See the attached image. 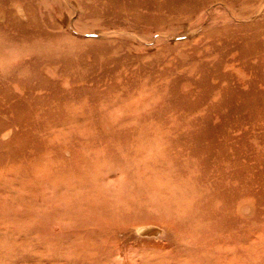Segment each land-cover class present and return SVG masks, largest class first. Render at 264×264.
<instances>
[{
    "label": "rangeland",
    "instance_id": "374dc122",
    "mask_svg": "<svg viewBox=\"0 0 264 264\" xmlns=\"http://www.w3.org/2000/svg\"><path fill=\"white\" fill-rule=\"evenodd\" d=\"M263 89L264 0H0V264H264Z\"/></svg>",
    "mask_w": 264,
    "mask_h": 264
},
{
    "label": "bare ground",
    "instance_id": "6f19581e",
    "mask_svg": "<svg viewBox=\"0 0 264 264\" xmlns=\"http://www.w3.org/2000/svg\"><path fill=\"white\" fill-rule=\"evenodd\" d=\"M18 8H19V7H18ZM20 8H22V7H20ZM22 12H23V11H22ZM19 13H20V12H19ZM21 17H22V15H21ZM22 18H23V17H22ZM3 19H4V18H3ZM13 23H14V22H13ZM16 23H18V22H16ZM19 24H20V23H19ZM19 24H18V25H19ZM10 25H11V24H10ZM16 25H17V24H16ZM20 25H21V24H20ZM244 27H245V26H244ZM240 29H241V28H240ZM237 30H238V29H236V31H237ZM245 30H246V29H245ZM226 31H227V30H226ZM238 31H239V30H238ZM238 31H237V32H238ZM240 31H241V30H240ZM246 31H247V30H246ZM241 32H242V31H241ZM247 32H248V31H247ZM247 32H246V33H247ZM226 33H227V32H226ZM102 34H103V33H102ZM104 34H106V33H104ZM239 34H240V33H239ZM236 35H238V34H236ZM99 36H100V35H99ZM242 36H243V35H242ZM80 37H81V36H80ZM96 37H97V36H96ZM103 37H104V36H103ZM218 39H219V38H218ZM221 39H222V38H221ZM227 40H229V39H227ZM222 41H223V40H222ZM234 41H235V40H234ZM238 41H239V40H238ZM223 42H224V41H223ZM229 42H230V41H229ZM232 42H233V41H232ZM233 46H234V45H233ZM244 46H245V45H244ZM234 47H235V46H234ZM238 47H239V46H238ZM238 47H236V48H238ZM239 48H240V47H239ZM240 49H241V48H240ZM238 50H239V49H238ZM240 51H241V50H240ZM229 57H230V56H229ZM236 58H237V57H236ZM235 61H237V60H235ZM239 61H240V60H239ZM243 61H245V60H242V61H240V62H243ZM234 64L237 65L236 63H234ZM238 64H239V63H238ZM223 65H224L225 67L228 66V64H227V65H226V64H223ZM224 66H223V67H224ZM244 66H245V65H244ZM217 67H218V66H217ZM221 67H222V66H220L219 68L221 69ZM229 67H230V66H229ZM234 67H235V66H234ZM236 67H237V66H236ZM237 68H239V67H237ZM253 68H254V67H253ZM253 68H252V69H253ZM255 68H256V67H255ZM24 69H25V68H24ZM217 69H218V68H217ZM220 69H218L219 72L221 71ZM225 69H226V68H225ZM233 69L235 70V68H233ZM26 70H27V69H26ZM222 71H223V70H222ZM222 71H221V72H222ZM236 71H237V70H236ZM251 71H252V70H251ZM19 72H20V70H19ZM217 72H218V71H217ZM219 72H218V73H219ZM233 72H234V71H233ZM243 72H244V70H243ZM253 72H254V71H253ZM248 73H250V69H249ZM228 74H229V73H228ZM230 74H231V73H230ZM220 75H221V74H220ZM220 75H218L217 77L220 78V77H219ZM237 75H238V74H237ZM1 76H2V75H1ZM222 76H224V75H223V72H222ZM235 76H236V75H235ZM235 76L233 75V77H235ZM230 77H231V76H230ZM236 78H237V77H236ZM227 79H228V77H227ZM230 79H231V78H230ZM230 79H229V80H230ZM262 79H263V78H262ZM262 79H261V80H262ZM218 80H219V79H218ZM231 80H232V79H231ZM237 80H238V78H237ZM237 80H236V81H237ZM240 80H241V79H240ZM209 81H210V80H209ZM215 82H217V81H215ZM218 82H219V81H218ZM208 83H209V82H208ZM239 83H240V81H239ZM232 84H233V83H232ZM214 85H215V84H214ZM217 86H218V85H217ZM217 86H216V87H217ZM232 86H233V85H232ZM234 86H236V84H235ZM252 86H253V85H252ZM256 86H257V85H256ZM253 87H254V86H253ZM253 87H252V88H253ZM261 87H262V86H261ZM203 88H204V87H203ZM213 88H214V86H213ZM232 88H233V87H232ZM246 88H247V86H246ZM252 88H251V89H252ZM221 89H222V88H221ZM234 89H236V88H234ZM237 89H238V88H237ZM237 89H236V90H237ZM243 89H244V88H243ZM197 90H198V89H197ZM205 90H206V89H205ZM238 90H239V89H238ZM263 90H264V89H263ZM195 91H196V90H195ZM195 91L193 90V92H195ZM234 91H235V90H234ZM239 91H240V90H239ZM252 91H253V90H252ZM237 92H238V91H237ZM196 93H197V92H196ZM196 93H192V95H193V94H196ZM235 93H236V91H235ZM239 93H240V92H238V94H239ZM241 93H243V92H241ZM241 93H240V95H242ZM247 95H248V94H247ZM260 95H261V94H260ZM263 95H264V94H263ZM242 97H243V96H242ZM253 97H254V96H253ZM204 98H205V97H204ZM229 98H232V99H234V101H235V100H237V99H240L241 97H240V98H233L232 95H231V97H229ZM247 98H248V97H247ZM227 99H228V98H227ZM242 99H244V98H242ZM249 99H250V98H249ZM251 99H252V98H251ZM251 99H250L248 102H250ZM263 99H264V98H263ZM240 100H241V99H240ZM244 100H245V99H244ZM259 100H261V98H260ZM231 101H232V100H231ZM234 101H232V103H234ZM252 101L254 102V100H252ZM256 101H257V100H256ZM262 101H263V100H262ZM245 102H247V101L245 100ZM229 103H230V102H229ZM235 103H236V102H235ZM242 103H243V100H242ZM242 103H238V104H242ZM255 103H256V102H254L252 105L254 106ZM259 103H261V101H260ZM230 104H231V103H230ZM246 104H247V103H246ZM256 104H258V102H257ZM263 104H264V103L262 102V105H263ZM221 105H222V104H221ZM227 105H229V104H226V106H227ZM247 105H248V104H247ZM222 106H223V105H222ZM222 106H221V108H223ZM233 106H234V105H233ZM235 106H237V105L235 104ZM235 106H234V107H235ZM255 106H257V105H255ZM258 106H259V105H258ZM260 106H261V105H260ZM240 107H241V106H240ZM242 107H243V106H242ZM244 107H245V105H244ZM250 107H251V106H250ZM263 107H264V106H262V108H263ZM237 108H238V106H237ZM237 108H236V109H237ZM251 108H252V107H251ZM257 108L259 109V107H256V110H258ZM244 109H247V107H245ZM249 109H250V108H249ZM254 109H255V107H254ZM242 110H243V109H242ZM251 110H252V109H251ZM263 110H264V108H263ZM234 111H235V110H234ZM261 111H262V110H261ZM261 111H260V113H263V112H264V111H262V112H261ZM220 112H221V109H220ZM250 112H251V111H250ZM257 112L259 113V111H257ZM257 112H256V114H257ZM226 113H227V112H226ZM239 113H240V112H239ZM239 113H238V114H239ZM241 113H242V112H241ZM247 113H248V110H247ZM231 114H236V113H233V112H232ZM238 114L236 115L237 117H239V115H242V114H239V115H238ZM244 114H246V113H244ZM249 114H250V113H249ZM252 114H253V113H252ZM254 114H255V113H254ZM216 115H219V114L217 113ZM260 115L262 116V114H260ZM220 116H221V114L219 115V117H220ZM228 116H230V114H229ZM234 116H235V115H234ZM261 116H260V117H261ZM263 116H264V114H263ZM216 117H217V116H216ZM223 117H224V116H223ZM225 117H226V115H225ZM232 118H234V117H232ZM240 118H241V117H240ZM245 118H246V117H245ZM261 118H262V117H261ZM221 119H222V118H221ZM243 119H244V118H243ZM247 119H248V118H247ZM263 119H264V118H263ZM227 120H229V117L227 118ZM232 120H234V119H232ZM235 120H236V119H235ZM244 120H245V119H244ZM249 120L253 121L252 119H249ZM192 121H193V120H192ZM221 121H222V120H221ZM241 121H243V120H241ZM245 121H246V120H245ZM184 122H185V121H184ZM213 122H214V121H213ZM222 122H223V121H222ZM224 122H225V121H224ZM224 122H223V124H225ZM231 122H232V121H231ZM233 122H234V121H233ZM233 122H232V123H233ZM237 122H238V119H237ZM257 122H258V121H257ZM263 122H264V121H263ZM216 123H217V122H216ZM220 123H221V122H220ZM243 123H244V122H243ZM247 123H248V122H246V124H247ZM227 124H229V122H227V123L225 124V127H226ZM233 124H234V123H233ZM238 124H239L240 126H235V128L238 127V128L241 129V127H242L241 124H242V123L240 124V122H239ZM244 124H245V123H244ZM246 124H245V125H246ZM249 124H250V123H249ZM236 125H237V124H236ZM242 125H243V124H242ZM255 125L257 126L258 123L255 124ZM229 126H230V125H229ZM243 126H244V125H243ZM261 126H262V125H261ZM211 127H212V126H211ZM221 127H222V126H221ZM231 127H232V126H231ZM250 127H251V126H250ZM250 127H249V128H250ZM259 127H260V126H259ZM214 128H215V126H214ZM216 128H217V127H216ZM223 128H224V127H223ZM223 128H222L221 130H223ZM233 128H234V127H233ZM242 128H243V127H242ZM261 128H264V127H261ZM261 128H260V129H261ZM183 129H184V128H183ZM213 130H215V129H212V128H211V131H212V132H211V135L214 133ZM219 130H220V129H219ZM225 130H226V128H225ZM249 130H250V129H249ZM258 130H259V129H258ZM261 130H264V129H261ZM226 131H228V129H227ZM243 131H244V128H243ZM247 131H248V130H247ZM140 132H141V131H140ZM147 132H149V131H147ZM218 132H219V131H218ZM222 132H223V131H222ZM248 132H249V131H248ZM187 133H188V132H187ZM209 133H210V132H209ZM223 133H224V132H223ZM223 133L220 134V132H219V134H220L221 136L223 135ZM234 133H235V132H234ZM263 133H264V132H263ZM166 134H167V133H166ZM225 134H226V133H225ZM227 134H228V133H227ZM241 134H242V133H241ZM249 134H251V133H249ZM145 135H146V134H145ZM203 135H204V134H203ZM239 135H240V134H239ZM259 135H260V134H259ZM262 135H263V134H262ZM205 136H207V134H206ZM208 136H209V135H208ZM216 136H217V135H216ZM229 136H230V135H229ZM233 136H234V135H233ZM245 136H246V135H244V137H245ZM158 137H159V136H158ZM202 137H204V136H201V139H202ZM211 137L214 138V134H213ZM222 137H223V136H222ZM225 137H227V135H226ZM231 137H232V136H231ZM231 137H230V138H231ZM218 138H220V139L223 141V139H222L221 137H219V135H218ZM237 138H238V137H237ZM240 138H241V137H240ZM139 139H140V138H139ZM208 139H209V138H208ZM238 139H239V138H238ZM244 139H245V138H244ZM244 139H243V140H244ZM246 139H248L247 136H246ZM202 140H203V139H202ZM216 140H217V138H216ZM224 140H225V139H224ZM226 140H227V139H226ZM228 140H229V138H228ZM232 140H233V142H234L235 139H232ZM205 141H206V140H205ZM246 141H247V140H246ZM179 142H180V141H179ZM217 142H218V140H217ZM219 142H220V141H219ZM201 143H205V142H201ZM211 143H212V142H210V143L207 142V144H205V145H199L198 148H197V152H204L205 150L208 151V149H210L209 151H213L214 148H213L212 145H210ZM215 143H216V142H215ZM228 143H232V141H231V142L229 141ZM228 143H227V144H228ZM246 143L248 144V142H246ZM147 144H148V143H147ZM157 144H158V143H157ZM212 144H213V143H212ZM217 144H219V143H217ZM217 144H216V146H217ZM220 144H221V143H220ZM177 145H178V143H177ZM248 145H249V144H248ZM155 146H156V145H155ZM210 146H212V147H210ZM226 146H227V145H225V147H226ZM249 146H251V145H249ZM252 146H253V145H252ZM252 146H251V147H252ZM160 147H161V146H160ZM178 147H179V146H178ZM214 147H215V146H214ZM220 147H222V146H220ZM254 147H255V146H254ZM254 147H253V148H254ZM126 148H127V147H126ZM164 148H165V147H164ZM180 148H181V147H180ZM188 148H189V147H188ZM230 148H231V147H230ZM230 148H229V149H230ZM182 149H183V148H182ZM218 149H219V146H218ZM233 149H234V148H233ZM245 149H246V148H245ZM249 149H250V151H252V150H251L252 148L247 147V150H249ZM139 150H140V148H139ZM179 150H180V149H179ZM186 150H187V149H186ZM188 150H189V149H188ZM188 150H187V151H188ZM215 150H216V149H215ZM254 150H255V149H254ZM254 150H253V151H254ZM123 151H124V150H123ZM223 151H224V150H223ZM226 151H228L227 147H226ZM226 151H225V153H226ZM253 151H252V153H255V154H256V152H255V151L253 152ZM176 152H177V151H176ZM178 152H179V151H178ZM189 152H190V151H189ZM221 152H222V151H221ZM229 152H230V151H229ZM180 153H181V152H180ZM213 153H214V152H213ZM217 153H218V151H217ZM233 153H234V152H233ZM245 153H246V152H245ZM249 153H251V152H249ZM249 153H246V156L249 155ZM204 154H205V153H204ZM206 154H208V152H207ZM128 155H129V154H128ZM160 155H161V154H160ZM194 155H195V154H194ZM181 156H182V155H181ZM186 156H187V155H186ZM213 156H214V155H213ZM232 156H233V155H232ZM254 156H255V155H254ZM151 157H152V156H151ZM187 157H188V156H187ZM218 157H219V156H218ZM241 157H242V156H241ZM249 157H250V156H249ZM134 158H135V157H134ZM134 158H133V159H134ZM179 158H180V156H179ZM191 158H192V157H190V159H191ZM194 158H196V155H195ZM199 158H200V157H199ZM206 158L209 159V158H208V155H207ZM233 158H234V157H233ZM181 159H182V158H181ZM207 159H206V161H209V160H210V159H209V160H207ZM222 159H223V158H222ZM256 159H258V161L255 160V161H257V163H258V162H259V158H258L257 156H256ZM148 160H149V159H148ZM262 160H263V158H262ZM262 160H261V161H262ZM132 161H133V160H132ZM132 161H131V162H132ZM154 161H155V160H154ZM181 161H182V160H181ZM184 161H185V160H184ZM246 161H247V160H246ZM220 162L222 163L223 161H220L217 157H215V158L212 157V161L210 160V162H206V163L203 164V165H196V167H194V168L192 167L193 169L191 168L192 171L189 173V176H193V174H194L195 177L198 178V181H200L201 179H204V180H205V178H203V177H205V176L209 173L208 170H209L210 168H213L214 171L216 172V174H218V181H215V182L213 181V182L215 183L214 186L218 185L219 187H221L222 180H223L224 178H227V177L224 176V170H225L224 167H227V170H228V169H229V170H232V169H231V166H230V164H229L230 162H229V163H226V162H228L227 160H226V162H225V163H226L225 165H223L224 163L221 164ZM263 162H264V161H263ZM263 162H262V163H263ZM177 163H180V159H179V162H177ZM181 163H182V162H181ZM186 163H187V162H186ZM186 163L184 162L185 165H186ZM241 163H242V162H241ZM189 164H190V163H189ZM253 164H254V163H253ZM255 164H256V162H255ZM260 164H261V163H260ZM260 164L258 163V165H260ZM140 165H141V164H140ZM261 165H262V164H261ZM181 166H182V165H180V167H181ZM262 166H264V165H262ZM184 167H185V166H184ZM229 167H230V168H229ZM256 167H257V166H256ZM136 169H137V168H136ZM181 169H184V168L182 167ZM181 169H180V170H181ZM252 169H253V168H252ZM263 169H264V168H263ZM257 170H258V169H256V171H257ZM261 170H262V169H261ZM136 171H137V170H136ZM138 171H139V170H138ZM212 171H213V170H212ZM214 171L211 172V169H210V172H211L212 174L214 173ZM226 172H227V171L225 170V173H226ZM246 172H248V170H247ZM254 172H255V171H254ZM261 172H262V171H261ZM134 173H135V172H134ZM235 173H236V172H235ZM237 173H238V172H237ZM248 173H250V172H248ZM252 173H253V172H252ZM136 174H137V173H136ZM144 174H145V173H144ZM177 174H178V173H177ZM187 174H188V173H187ZM227 174H229V173H227ZM230 174H231V172H230ZM179 175H180V174H179ZM185 175H186V174H185ZM244 175H245V174H244ZM244 175H242V178H243ZM176 176H177V175H176ZM209 176H210V175H209ZM245 176H246V175H245ZM249 176H250V174H249ZM249 176H248V177H249ZM231 177H232V176H231ZM231 177H230V178H231ZM255 177H256V175L254 176V179H255ZM258 177H259V176H258ZM261 177H262V176H261ZM160 178H161V177H160ZM189 178H190V177H188V179H189ZM197 178H195V179H197ZM207 178L209 179V177H207ZM230 178H229L226 182H228V181L230 180ZM233 178H235L234 175H233ZM179 179H180V178H179ZM199 179H200V180H199ZM208 179H206V180H208ZM236 179H237V178H236ZM254 179H252V180H254ZM160 180H161V179H160ZM189 180H190V179H189ZM204 180H203V181H204ZM210 180H211V179H210ZM210 180H208V181L210 182ZM212 180H214V179H212ZM190 181H191V180H190ZM201 181H202V180H201ZM203 181H202V183H203ZM224 181H225V179H224ZM231 181H232V179H231ZM231 181H230V182H231ZM247 181H249V180H246V183H247ZM250 181H251V180H250ZM263 181H264V179H263ZM205 182H206V181H205ZM213 182L210 183V185H211V184H214ZM233 182H234V181H233ZM252 182H253V181H252ZM259 182H260V180H259ZM189 183H190V182H189ZM192 183H193V182L191 181V184H192ZM196 183H197V182H196ZM196 183H195V184H196ZM240 183H241V182H240ZM243 183H244V182H242V184H243ZM249 183H250V182H249ZM255 183H256V182H255ZM255 183H254V184H255ZM257 183H258V182H257ZM257 183H256V184H257ZM152 184H153V183H152ZM195 184H193V185H195ZM226 184H227V183H226ZM230 184H231V183H230ZM251 184H252V183H251ZM258 184H259V183H258ZM182 185H183V184H182ZM224 185H225V184H224ZM227 185H228V187H230L229 184H227ZM231 185H233V183H232ZM187 186H189V185H187ZM204 186H205V185H204ZM211 186H212V185H211ZM243 186H244V185H243ZM254 186H255V185H254ZM254 186H252V187H254ZM157 187H158V186H157ZM197 187H198V186H197ZM208 187L211 188L209 185L207 186V188H208ZM222 187H223V186H222ZM262 187H263V186H262ZM262 187H261V190H262ZM155 188H156V186H155ZM209 188H208V189H209ZM217 188H218V187H217ZM230 188H231V187H230ZM170 189H171V188H170ZM191 189H192V187H191ZM223 189L225 190V188H222V190H223ZM241 189H242V187H241ZM254 189H255V188H254ZM259 189H260V188H259ZM145 190H146V189H145ZM161 190H162V189H161ZM236 190H237V189H236ZM238 190H240V189L238 188ZM243 190H244V189H243ZM149 191H150V190H149ZM159 191H160V189H159ZM162 191H163V190H162ZM183 191H185V190H183ZM195 191H196V189H195ZM206 191H208V190H206ZM234 191H235V190H234ZM141 192H142V191H141ZM157 192H158V191H157ZM175 192H176V191H175ZM193 192H194V190H193ZM257 192H259V191H257ZM149 193H150V192H149ZM164 193H165V192H164ZM206 193H207V192H205V194H206ZM208 193H209V192H208ZM223 193H224V192H223ZM246 193H248V192H246ZM146 194H147V192H146ZM150 194H151V193H150ZM196 194H197V195H200L198 192H196ZM238 194H239V193H238ZM249 194H250V193H249ZM255 194H257V193H255ZM140 195H141V194H140ZM143 195H144V194H143ZM178 195H179V198H180V199L178 200V203L183 204L184 201H187V200H188V199L185 200V199L187 198L186 193H185V194H182L181 196H180V194H178ZM239 195H240V194H239ZM152 196H153V195H152ZM155 196H156V195H155ZM159 196H160V195H159ZM190 196H191V194H190ZM193 196H195V195L193 194ZM193 196H192V197H193ZM210 196H211V195H210ZM210 196H208V197H210ZM242 196H243V195H242ZM248 196H249V195H248ZM140 197H141V196H140ZM153 197H154V196H153ZM156 197H157V196H156ZM175 197H176V196H175ZM175 197H174V199H177V198H175ZM195 197H196V196H195ZM201 197H202V196H201ZM204 197H205V196H204ZM206 197H207V196H206ZM236 197H238V195H236ZM236 197H234V199H235ZM214 198H215V197H214ZM216 198H217V197H216ZM241 198H242V197H241ZM248 198H249V197H248ZM193 199H194V198H193ZM200 199H201V198H200ZM217 199H218V198H217ZM149 200H150V199H149ZM160 200H161V199H160ZM183 200H184V201H183ZM207 200H208V199H207ZM243 200H244V199H243ZM179 201H181V202H179ZM192 201H194V200H192ZM235 201H236V200H235ZM241 201H242V199H241ZM188 202H189V201H188ZM197 202H198V201H197ZM244 202H245V201H244ZM153 203H154V202H153ZM170 203H171V207H169V208H172L173 210H176V208H177L176 206H177V205H175V203H174L173 201H170ZM192 203H193V202H192ZM195 203H196V201H195ZM210 203H211V201H210ZM217 203H218V202H217ZM230 203H231V202H230ZM149 204H150V203H149ZM166 204H167V203H166ZM188 204H189L190 207H192V206L190 205V203H188ZM196 204H197V203H196ZM207 204H208V203H207ZM215 204H216V203H215ZM224 204H225V203H224ZM228 204H229V203H228ZM156 205H157V204H156ZM168 205H169V204H168ZM211 205H212V204H211ZM165 206H166V205H165ZM165 206H164V207H165ZM229 206H230V205H229ZM229 206H228V207H229ZM233 206H234V205H233ZM141 207H142V206H141ZM210 207H211V206H210ZM223 207H224V206H223ZM231 207H232V206H231ZM231 207H230V208H231ZM243 207H244V206H243ZM243 207H242V208H243ZM147 208H148V207H147ZM212 208H213V206H212ZM218 208H219V207H218ZM213 209H214V208H213ZM216 209H217V208H216ZM216 209H215V210H216ZM227 209L230 210L229 208H227ZM232 209H234V207H232ZM232 209H231L230 211H232ZM220 210H221V208H220ZM223 211H224V210H223ZM225 211H227V210L225 209ZM233 211H234V210H233ZM162 212H163V211H162ZM197 212H198V211H197ZM205 212H206V211H205ZM165 213H166V212H165ZM188 213L190 214V212H188ZM225 213H226V212H225ZM169 214H172V213H169ZM135 215H136V214H135ZM143 215H144V214H143ZM166 215H167V214H166ZM187 215H188V214H187ZM193 215H194V212H193ZM207 215H208V214H207ZM225 215H226V214H225ZM227 215H228V212H227ZM230 215H232V212L230 213ZM234 215H235V212H234ZM140 216H142V215H140ZM163 216H164V215H163ZM168 216H170V215H167L166 218H167ZM189 216H190V215H189ZM208 216H209V215H208ZM129 217H130V216H129ZM145 217H146V216H145ZM164 217H165V216H164ZM185 217H186V216H185ZM238 217H239V216H238ZM170 218H171V217H170ZM192 218H193V217H192ZM194 218H195V217H194ZM222 218H223V214H222ZM234 218H235V217H234ZM168 219H169V218H168ZM178 219H179V218H178ZM185 219H186V218H185ZM208 219H209V218H208ZM220 219H221V218H220ZM209 220H210V219H209ZM212 221H213V220H212ZM212 221H211V223H212ZM207 222H208V221H207ZM232 222H233V221H232ZM178 223H179V222H178ZM215 223L217 224V221H216ZM233 224H235V223L233 222ZM180 225H181V224H180ZM197 225H198V224H197ZM211 225H212V224H211ZM141 226H142V225H141ZM141 226H140V227L138 226L139 228H138L137 231H136V233H137L138 235H145V236H149V237H150L152 234H153V235H157V234H155V233H157V232L159 231V230H156V228H154V227H145L146 225H145V226L143 225L144 227H141ZM148 226H150V225H148ZM216 226H217V225H216ZM195 227H196V225H195ZM230 227H231V226H230ZM133 228H134V227H133ZM236 228H237V227H236ZM218 229H219V228H218ZM222 229H223V228H222ZM226 229H228V228H226ZM219 230H220V229H219ZM223 231H224V230H223ZM232 232H233V231H232ZM159 233H160V232H159ZM161 233H162V232H161ZM198 234H199V233H198ZM158 235H159V234H158ZM160 235H161V234H160ZM224 235H225V234H224ZM233 235H234V234H233ZM162 236H163V235H162ZM197 236H198V235H197ZM215 236H216V235H215ZM235 236H236V235H235ZM163 237H164V236H163ZM187 237H188V236H187ZM221 237H222V236H221ZM221 237H220V238H221ZM153 238H154V237H153ZM155 238H156V237H155ZM155 238H154V239H155ZM228 238H229V237H228ZM231 238H232V237H231ZM216 239H218V242H219V237L216 238ZM221 240H222V239H221ZM191 241H192V240H191ZM194 241H195V240H194ZM215 241H216V240H215ZM218 242H217V243H218ZM221 242L223 243V241H221ZM193 244H195V243H193ZM199 244H200V243H199ZM215 244H216V243H215ZM223 244H224V243H223ZM223 244H221V245H223ZM196 245H198V244H196ZM212 245H213V244H212ZM222 247H223V246H222ZM200 250H202V249H200ZM221 250H222V249H221ZM217 253H218V252H217ZM221 253H222V251H221ZM223 253H224V252H223ZM199 256H200V255H199ZM199 258H200V257H199Z\"/></svg>",
    "mask_w": 264,
    "mask_h": 264
}]
</instances>
